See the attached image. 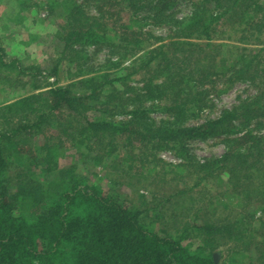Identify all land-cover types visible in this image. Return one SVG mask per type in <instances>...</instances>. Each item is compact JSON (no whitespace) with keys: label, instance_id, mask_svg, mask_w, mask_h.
<instances>
[{"label":"rangeland","instance_id":"rangeland-1","mask_svg":"<svg viewBox=\"0 0 264 264\" xmlns=\"http://www.w3.org/2000/svg\"><path fill=\"white\" fill-rule=\"evenodd\" d=\"M135 1L136 8L132 10L127 0H0V40L7 62L17 59L21 67L20 72L15 66L0 62V110L20 99L45 92L48 86L55 84L66 87L75 83L74 92L84 94L88 88L79 86L81 81L109 75L112 79L126 81L116 82L113 88L106 85L101 99L91 102L95 109L87 118L105 116L111 121L126 122L129 118L123 113L130 112L134 109L132 103L142 99V107L151 111L150 116L159 125L173 126L175 117L164 109L176 97L179 88L164 91L162 95L151 93L145 85H160L168 76L164 75L166 72H159L157 65L149 72L141 68L142 62L150 58L152 49L161 45L168 47L166 59L173 76L178 81L187 77L184 81L190 82V99L198 97L202 101L203 109L187 126L218 119L222 112L239 109L264 94V0H223L220 10L214 0H207L210 13L227 11V16L213 30L211 46H206L209 42L205 40L182 38L183 29L206 0ZM78 9L89 22L97 19L104 24L108 37L105 43L65 48V36ZM178 42L186 45H175ZM243 54L254 56L251 69L254 81L249 75L244 78L238 75ZM54 68L58 69L59 82L51 76ZM123 83L134 91L127 95ZM37 87L41 90L36 91ZM254 109L260 111L261 116L251 124L236 122L230 126L229 134L190 140L185 151L176 148L143 150L134 142L128 147L120 143L114 152L111 148L90 153L82 147L77 154L75 142L64 141L60 144L63 156L60 165L65 169L75 167L76 173L87 177L91 183L103 187L130 208L141 210L151 228L184 237L192 252L213 256L216 264H264V198L263 204L247 207L254 208V220L249 226L244 225L251 221L253 213L247 210L246 218L242 217V199L233 191L229 174L221 171L203 179L205 174L197 170V165L223 157L227 139L251 132L264 143V98ZM96 110L114 111V116L101 115ZM29 120L24 114L0 113V133L11 134L17 125L27 124ZM47 134L54 138L58 135L54 131ZM26 136L27 143L33 147L42 146L45 141L43 134ZM26 136L20 133L14 141ZM40 154L37 150L36 156ZM6 155L14 190L23 168L25 174L37 172L32 169L27 173L31 159L16 146H9ZM257 169L261 174L254 176V189L264 184V178H259L264 171V160ZM55 175L57 173L44 180L50 182ZM254 175H257L255 169ZM41 177L39 175L38 179ZM233 219L242 223V242L225 240L216 248L204 244L197 226Z\"/></svg>","mask_w":264,"mask_h":264},{"label":"trees","instance_id":"trees-1","mask_svg":"<svg viewBox=\"0 0 264 264\" xmlns=\"http://www.w3.org/2000/svg\"><path fill=\"white\" fill-rule=\"evenodd\" d=\"M214 1L220 10L223 0ZM127 2L130 9L136 8L135 0ZM209 3L206 0L205 5L194 12L183 29V39L205 40L209 42L206 46L212 45L213 30L227 16V11L210 13L207 10ZM72 19L71 28L65 36L66 49L77 45L103 44L108 40L104 24L97 19L89 22L81 9ZM178 43L175 45H186ZM167 49L165 45L152 49L150 58L142 62L141 68L149 72L157 65L158 71L166 72L164 75L168 76L160 85H145L151 93L162 95L164 91L179 88L176 97L164 109L165 113L175 117L176 124L173 126L159 125L150 116L151 111L142 107V99L132 103L134 109L130 112L123 113L129 118L126 122L111 121L105 116L87 118L95 109L91 102L97 103L101 99L106 85L113 88L116 82L126 81L112 79L109 75L81 81L79 86L86 85L88 88L84 94L74 92L75 83L66 87L55 84L48 86L45 92L25 97L0 110L2 115L24 114L31 119L27 124L17 125L11 134L0 133V264H216L213 256L192 252L184 237H174L151 228L141 210L130 208L103 187L91 183L87 177L76 173L75 167L65 169L60 165L63 157L60 144L64 141L75 142L79 150L76 149L77 154L81 153L82 147L90 153L111 148L114 152L120 143L128 147L134 142L143 150L176 148L185 151L190 140L229 134L234 123L249 125L261 116L254 107L260 105L264 94L255 101L244 103L239 109L222 112L218 119L199 126H187V122L203 109L200 105L202 101L198 97L190 99V82L184 81L187 77L178 81L173 76L170 62L166 59ZM240 60L239 77L249 75V79L254 81L251 71L254 56L243 54ZM0 62L15 66L21 72L17 59L7 62L1 40ZM51 76L59 82L57 68ZM122 86L126 87L127 95L134 91L126 83ZM38 90L41 88L37 87ZM95 112L114 116V111ZM51 131L58 133L56 138L47 134ZM20 133H25V136L43 134L45 141L38 147L27 143V136L15 142V136ZM9 146H16L18 151L31 159L27 173H31L32 169L37 172L25 174L23 168L14 190L9 178L11 165L6 155ZM226 148L223 157L197 165V170L205 174L203 179L226 171L233 191L242 199L241 213L246 218L247 210L249 213L254 211V208L247 207L264 202V184L254 189L253 180L254 176L261 174L257 166L264 160V143L247 132L227 139ZM37 150L41 152L38 157ZM254 169L257 175H254ZM56 173L50 182L44 180V177L49 178ZM38 174L43 179L39 180ZM259 178H264V171ZM253 220L254 213L251 221L244 225L249 226ZM241 226L239 219H233L222 223L207 222L197 226V229L204 244L216 248L225 240L242 242Z\"/></svg>","mask_w":264,"mask_h":264}]
</instances>
